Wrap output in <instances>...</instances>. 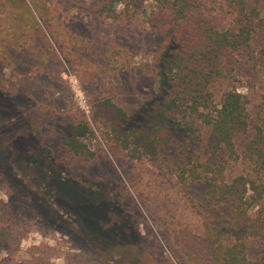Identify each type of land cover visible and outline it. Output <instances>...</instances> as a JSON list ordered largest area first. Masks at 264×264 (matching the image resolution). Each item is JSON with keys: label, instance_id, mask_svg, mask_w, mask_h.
Instances as JSON below:
<instances>
[{"label": "rangeland", "instance_id": "obj_1", "mask_svg": "<svg viewBox=\"0 0 264 264\" xmlns=\"http://www.w3.org/2000/svg\"><path fill=\"white\" fill-rule=\"evenodd\" d=\"M106 1L36 0L40 16L26 0L37 23L0 12V264H209L208 252L193 255L176 236L205 234L208 220H233L216 212L208 185L186 190L172 168L195 154L223 165L228 180L242 174L264 186L263 160L215 153L206 128L202 136L176 133L160 166L145 154L111 149L112 133L93 118L95 100L110 97L127 110L130 128L140 124L163 95L164 33L150 20L159 22L157 1L105 9ZM204 9L222 27L231 21L223 0H205ZM226 63L230 73L212 86L216 100L227 90L245 94L252 134L255 124L264 127V32ZM83 117L96 132L85 137L99 151L92 160L70 154L63 143L73 134L67 124ZM33 196L46 213L59 210L73 221L76 235L37 212ZM263 247L251 238L249 257Z\"/></svg>", "mask_w": 264, "mask_h": 264}, {"label": "trees", "instance_id": "obj_2", "mask_svg": "<svg viewBox=\"0 0 264 264\" xmlns=\"http://www.w3.org/2000/svg\"><path fill=\"white\" fill-rule=\"evenodd\" d=\"M31 1L42 16L36 0ZM124 1L107 0L103 7L108 9ZM155 1L165 16L164 20L161 14L156 17L159 22L150 17L154 27L164 33L159 80L163 95L159 103L151 105L143 115L140 124L131 128L124 107L110 97L95 100L93 118L103 121L112 133L111 149L115 152L120 147L131 151L135 157L138 153L145 154L159 165L163 150L172 144L176 133L196 131L202 136L206 128L215 153L225 150L235 161L242 158L264 162V127L255 124L251 134V115L245 94L227 90L218 102L212 87L230 73L227 59L250 47L257 35L264 32V0H223L231 15L230 23L224 27L206 13L205 0ZM0 12L20 15L24 19L27 16L34 23L38 22L26 0H0ZM67 126L73 132L63 141L67 151L84 160L96 158L99 151L87 140L96 132L87 118ZM36 134L43 150L53 157V149L45 143L38 129ZM203 147L209 148L207 144ZM202 160L199 155H190L177 163L172 172L186 190L208 185L219 206L216 212L231 215L229 221L233 222L215 224L208 220L205 234L182 232L176 236V241L193 255L208 252L209 264H264V247L258 257H249L250 239L264 241V186L242 174L228 180L223 165ZM58 162L72 172L65 161ZM249 185L252 194L248 193ZM31 203L37 212L43 211L45 214H41L57 229L76 235L74 222L61 216L59 210L46 213L36 196L31 198ZM247 203L255 210L245 207Z\"/></svg>", "mask_w": 264, "mask_h": 264}]
</instances>
